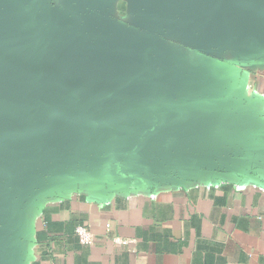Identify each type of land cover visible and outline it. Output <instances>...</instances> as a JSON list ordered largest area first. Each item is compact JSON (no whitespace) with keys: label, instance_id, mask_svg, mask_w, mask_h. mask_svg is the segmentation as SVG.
Masks as SVG:
<instances>
[{"label":"crops","instance_id":"crops-1","mask_svg":"<svg viewBox=\"0 0 264 264\" xmlns=\"http://www.w3.org/2000/svg\"><path fill=\"white\" fill-rule=\"evenodd\" d=\"M23 2L38 20L103 27L160 53L182 86L205 87L207 107L231 128L220 146L158 149L153 160L107 153L8 185L0 264H264V50L203 49L172 29L150 32L131 0H108L100 13L71 0ZM79 225L92 244L80 241Z\"/></svg>","mask_w":264,"mask_h":264},{"label":"water","instance_id":"water-1","mask_svg":"<svg viewBox=\"0 0 264 264\" xmlns=\"http://www.w3.org/2000/svg\"><path fill=\"white\" fill-rule=\"evenodd\" d=\"M71 1L96 13L108 2ZM131 2L150 32L172 29L203 49L264 50V0ZM74 25L0 0V215L7 186L37 171L107 153L153 160L158 149L220 146V131L231 128L207 107L205 87L182 86L168 58L122 33ZM177 87L181 97L171 93Z\"/></svg>","mask_w":264,"mask_h":264},{"label":"built area","instance_id":"built-area-1","mask_svg":"<svg viewBox=\"0 0 264 264\" xmlns=\"http://www.w3.org/2000/svg\"><path fill=\"white\" fill-rule=\"evenodd\" d=\"M76 232L80 238V241L84 244H92L94 242V234L90 230L89 227L86 225H79L76 228ZM117 243H130V240L122 239L121 237H117L116 239Z\"/></svg>","mask_w":264,"mask_h":264}]
</instances>
